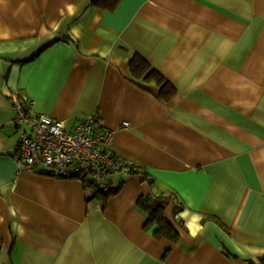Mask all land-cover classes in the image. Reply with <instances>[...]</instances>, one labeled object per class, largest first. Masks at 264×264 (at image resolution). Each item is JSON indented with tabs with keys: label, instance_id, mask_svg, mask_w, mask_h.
<instances>
[{
	"label": "crops",
	"instance_id": "obj_1",
	"mask_svg": "<svg viewBox=\"0 0 264 264\" xmlns=\"http://www.w3.org/2000/svg\"><path fill=\"white\" fill-rule=\"evenodd\" d=\"M96 2L0 0V264H264V0ZM23 95L66 130L95 116L133 171L89 200V179L19 171ZM163 195L173 240L143 207Z\"/></svg>",
	"mask_w": 264,
	"mask_h": 264
},
{
	"label": "built area",
	"instance_id": "obj_2",
	"mask_svg": "<svg viewBox=\"0 0 264 264\" xmlns=\"http://www.w3.org/2000/svg\"><path fill=\"white\" fill-rule=\"evenodd\" d=\"M12 108L11 125L19 131L15 159L19 171L40 166L60 178L89 179L85 190L88 200L96 191L107 192L114 174L131 171L132 164L110 150L115 131L97 127L95 116L66 130L63 120L37 112L26 95L14 98ZM129 127V122H123V129Z\"/></svg>",
	"mask_w": 264,
	"mask_h": 264
},
{
	"label": "trees",
	"instance_id": "obj_3",
	"mask_svg": "<svg viewBox=\"0 0 264 264\" xmlns=\"http://www.w3.org/2000/svg\"><path fill=\"white\" fill-rule=\"evenodd\" d=\"M96 3L106 10L114 11L119 4V0H97ZM130 71L135 78L143 79L147 83L155 84L159 89V96L163 100L168 102L176 94L174 87H172L158 71L153 69L150 64H148V62L137 56L134 57L130 63ZM131 171H133V169ZM91 186L94 185L91 184ZM109 193H111L110 190L107 192L96 191V195H107ZM171 198L173 197L169 195H163L151 200L145 199V206L143 207L148 211L149 214L148 224L156 226L155 235L160 238L168 237L173 240L176 237V231L172 225L166 221L164 215V209L170 202Z\"/></svg>",
	"mask_w": 264,
	"mask_h": 264
},
{
	"label": "clouds",
	"instance_id": "obj_4",
	"mask_svg": "<svg viewBox=\"0 0 264 264\" xmlns=\"http://www.w3.org/2000/svg\"><path fill=\"white\" fill-rule=\"evenodd\" d=\"M183 215V214H182ZM200 219V217L198 216V215H196V216H193V220H199ZM186 226H188V225H186ZM189 227V234L192 236V237H195L198 233H197V231H192L191 230V227L190 226H188Z\"/></svg>",
	"mask_w": 264,
	"mask_h": 264
}]
</instances>
